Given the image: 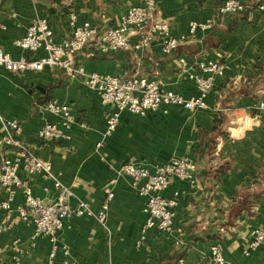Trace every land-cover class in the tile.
I'll return each mask as SVG.
<instances>
[{"label": "crops", "instance_id": "crops-1", "mask_svg": "<svg viewBox=\"0 0 264 264\" xmlns=\"http://www.w3.org/2000/svg\"><path fill=\"white\" fill-rule=\"evenodd\" d=\"M222 0H156V14L167 20L172 32L182 37L176 49L163 55L157 42L145 51L121 49L90 56V41L74 56L87 72L129 78L136 72L184 96L195 92L188 76L191 65L217 60L222 54L224 76L217 77L203 109L177 105L135 115L120 111L115 130L105 134L106 117L115 107L102 104L97 92L57 67L10 72L0 68V113L21 122V137L36 142V132L46 122H59L45 103L54 99L72 108L77 122L69 137L40 145L36 152L50 161L60 182L77 198L101 208L104 187H110L104 222L94 216H72L58 232L60 245L54 264H209L210 246L220 242L225 264H264V243L245 253L251 230L264 228V114L256 108L264 99V11L254 0L241 13L225 14L212 28L191 33V22L213 17ZM143 0H3L0 4V47L12 57H39L14 45L27 25L46 17L56 41L70 34L69 14L100 28L115 25L125 10ZM135 40V37L132 38ZM179 58L187 61L183 68ZM223 116L225 127L212 133ZM84 122L85 125L80 123ZM220 128V127H219ZM3 131L0 129V135ZM184 156L194 164L190 180H172L163 191L177 193L172 226L168 230L144 228L145 199L121 172L127 161L137 160L150 168L172 157ZM222 166L223 171H220ZM36 196L46 201L55 193L52 182L29 176ZM5 197L0 189V201ZM17 192L14 208L21 204ZM4 211L0 209V224ZM33 224L14 209L11 228L0 235V264H41L50 242L39 234L32 238ZM19 240L20 252L13 249Z\"/></svg>", "mask_w": 264, "mask_h": 264}, {"label": "built area", "instance_id": "built-area-1", "mask_svg": "<svg viewBox=\"0 0 264 264\" xmlns=\"http://www.w3.org/2000/svg\"><path fill=\"white\" fill-rule=\"evenodd\" d=\"M3 0H0V4ZM257 8L264 11V0H254ZM249 4L242 0H222L216 7L212 18L206 21L191 22V33L197 29L212 28L217 19L225 14L244 12ZM70 34L59 41L54 39L53 29L46 17L32 20L24 33L15 38L14 45L21 50L35 53L42 51L39 57H12L0 47V68L10 72L39 70L44 66L57 67L66 72L84 78L86 86L95 90L102 104H112L115 109L107 114L105 134L112 133L119 120L120 111L126 110L135 115H144L148 111L177 105L185 109H203L205 98L214 88L217 77L224 76L222 54L217 52V60L199 61L191 65L188 76L192 79L195 92L184 96L176 91L163 88L160 83L143 74L135 73L129 78L87 72L83 66L76 64L74 56L85 50L90 41L93 48L88 51L90 56H98L109 51L131 49L145 51L155 41L163 55L171 54L182 37L173 34L167 20L156 14V0H143L142 4L131 6L125 10L115 25L100 28L88 21L79 20L73 12L69 14ZM0 28L4 24L0 21ZM135 37L133 41L132 38ZM181 66L188 64L186 59L179 58ZM46 109L60 117L59 122H46L36 132V142L25 141L21 137V122L5 118L0 113V189L5 197L0 201V209L4 211V222L0 224V235L11 228V216L15 209L24 221L33 224L32 238L39 234L47 236L50 250L41 264H54L59 248L67 254L64 245H60L58 232L66 220L72 216H94L104 222L113 191L104 187L105 194L101 208L94 212L90 203L82 198L72 205L70 199L74 193L70 187L63 185L53 171L50 161L43 160L36 149L51 141L69 137L71 126L77 122L70 105L50 99L45 103ZM256 108L264 114V99L257 101ZM85 125L84 122L80 123ZM194 164L184 156L170 158L167 162L150 168L141 161L130 160L122 164L121 172L130 179L131 187L145 199L142 207L144 228L168 230L172 226L176 195L166 197L163 191L172 180H190ZM38 174L52 182L55 193L49 201L36 196L29 176ZM22 194V202L14 208L17 192ZM251 239L247 243L245 253L264 243V228L255 227L251 230ZM13 249L21 251L19 240L14 238ZM64 264H74L64 260ZM209 264H225L220 242L210 246Z\"/></svg>", "mask_w": 264, "mask_h": 264}, {"label": "trees", "instance_id": "trees-1", "mask_svg": "<svg viewBox=\"0 0 264 264\" xmlns=\"http://www.w3.org/2000/svg\"><path fill=\"white\" fill-rule=\"evenodd\" d=\"M223 121H224L223 116L221 118L215 120V124H214L213 130H212L213 134L220 132L222 130V128L225 127V123L222 124ZM223 170H224V168L222 169V166H221L220 171H223Z\"/></svg>", "mask_w": 264, "mask_h": 264}]
</instances>
